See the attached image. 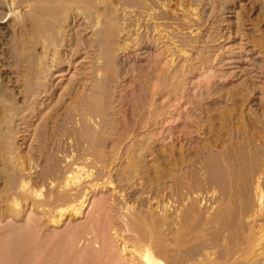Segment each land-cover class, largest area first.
Masks as SVG:
<instances>
[{"label": "rangeland", "instance_id": "obj_1", "mask_svg": "<svg viewBox=\"0 0 264 264\" xmlns=\"http://www.w3.org/2000/svg\"><path fill=\"white\" fill-rule=\"evenodd\" d=\"M96 2L124 28L112 76L91 36L76 35L79 19L50 51V93L18 147L30 200L51 202L20 218L30 263L140 264L139 234L161 264L264 262L252 256L264 236V0ZM12 29L1 34L9 50ZM85 44L86 57L67 51ZM0 53L9 86L3 72L17 66Z\"/></svg>", "mask_w": 264, "mask_h": 264}, {"label": "bare ground", "instance_id": "obj_2", "mask_svg": "<svg viewBox=\"0 0 264 264\" xmlns=\"http://www.w3.org/2000/svg\"><path fill=\"white\" fill-rule=\"evenodd\" d=\"M124 1H126V0H124ZM96 3H97L96 0H0V51L1 52H3V50L6 51V53L9 54V57H11L14 60L15 66H17L16 70H14V71L6 72V73L3 72L4 75L6 74L5 75L6 78H8L7 81L10 82L9 86H3L2 81H1L2 80L1 76H3V75L0 76V248H2V249H0V262H2V263H5V264H31L30 263L31 260L29 261V251L27 250V248H29V247H27L28 243H27V240L25 239V236H24V234L26 235V233H27L26 231L29 230V228L27 229L28 222L27 221L25 222L23 220L21 221L20 218L23 217L24 214H26L28 210H35V209H37V211L39 210L44 215L48 210H50V206H51V202H50V200H48L47 197H46L47 199H43L37 203L30 200L31 195L29 193V188L27 187L29 185V183L27 185V182H26L27 178L24 181L23 177H22L24 172H21L20 170L19 171L16 170V167H17L16 162L19 159V156H18V149L19 148L18 147H19V145L22 144V142L26 141L28 136H29V133L31 131L30 130L31 125L33 126L31 121H33V118L37 114L36 110L39 109L40 105L42 104V98L48 96V93H50V86H48V80L50 79L49 77H51L53 75V72L56 71L55 64H54V57L55 56L51 57L52 53L50 51H52V48L67 44L66 43L67 40L70 39L69 36H71V38H74V37H72L75 30H76L74 28L81 26L79 24L78 20L82 19V21H84L85 23H82L83 25L77 30L78 32H75L76 35L81 36L82 33L84 32V35H83L84 37L87 36V34H89L88 36H91V40L89 41L91 43L89 44V42H88V46L92 47L93 49L95 48V49L94 50L90 49V50L96 51V47L98 46V48L100 49V51L102 52V54L104 55V58H105L104 63H103V61L101 62L104 64V66L103 65H101V66L105 67L107 69L106 74H108L107 75L108 78H110V76H112L111 74L113 73L112 67L114 64V59L117 58L116 57V55H117L116 49L117 48L115 47L116 46V44H115L116 40H114L115 39L114 36L119 35V33H121V35H125L124 28H121L119 30L116 23L114 22V20L110 16H105L103 18H100V14L97 13V11L95 9V8H97ZM148 7H147V9H148ZM149 10H150V8H149ZM9 26H11L13 28L12 31H13V33H15L14 39L11 42V44H12L11 50L12 51L7 48V45L3 41L2 35H1L3 32V29H5ZM98 28H100V29H98ZM125 31H126V28H125ZM87 39L88 38H86V40ZM120 40L122 41V38ZM114 44H115V46H114ZM86 45L87 44H85L84 47H80V46H83V45H80L79 46L80 48L77 47V48L67 49V51H69L70 54H74L78 57L82 54H84V57H86L88 52H90V50L87 49ZM118 49L122 51L123 47L120 46ZM64 51H66V50H64ZM124 51H126L125 47H124ZM101 52H100V54H101ZM0 54H2V53H0ZM94 58H99V57H97V56L95 57V55H94ZM99 59H101V58H99ZM57 60L59 61V59H57ZM93 64L95 66H97L94 62H93ZM3 66H4V64L1 63V57H0V67H3ZM98 66L100 67V65H98ZM96 68H98V67H96ZM158 70H160V68ZM91 72H93V71H91ZM94 72L96 73L95 70H94ZM104 76H105V74H104ZM103 85H104V82H103ZM107 85H108V83H107ZM106 89L108 91V87ZM102 90H104V89H102ZM107 94H108V92H107ZM109 95H111L110 92H109ZM34 120H36V119H34ZM20 141H21V144H20ZM28 169L31 170L30 168H28ZM25 173H27V172H25ZM27 175H29V174L27 173ZM13 176H15L14 178H15L16 183H17V185H15V186L10 184ZM24 177H26V176H24ZM29 177H30V175H29ZM12 181L13 182H11V183L14 184V180H12ZM69 187H71V186H69ZM61 190H63V189H61ZM72 191L74 192V189L71 190V192L68 191V192L63 193V194L59 193L62 196L61 199L67 200V197L71 196ZM75 191L77 192V190H75ZM81 191H79V192H81ZM85 191H82V192H84L83 194H85ZM31 194L33 195V193H31ZM51 196H52V194H51ZM80 197H82V198H80V199L76 198V200H79V202H80V204H78V205H81L84 202V197L83 196H80ZM69 198H68V200H69ZM64 205H66V204H64ZM57 207L62 208L63 206L60 207V205H58ZM69 207H70V205H69ZM59 208H58V210H59ZM71 208H73V207H71ZM63 211H64V209H63ZM78 211H81V209L79 210V208H78ZM72 212H76V211H72ZM31 213H34V212H31ZM76 213H78V212H76ZM8 220H10V222H8ZM29 227H30V225H29ZM73 228H75V227H73ZM91 229H92V227H91ZM24 231L26 233H24ZM100 231H102V229ZM76 232H78V231H76ZM131 232H134V231H131ZM135 232H138V231L135 230ZM260 232L262 233V231H260ZM139 235H138L137 239H136V235H134L137 243H136V245H133V246L136 247L138 245V247L142 248L140 250V252H138L140 257H137V260H139V262L140 261L142 262L140 264H161L160 260L156 257V255L152 251V249H153V248H151L152 245L150 246L149 241L145 240L147 237L144 239L143 237H141V235L140 236ZM134 236H132V237H134ZM139 237H141L143 239H141ZM261 237H262L261 238L262 240L259 238V240L257 241L258 243H256V245L254 244L255 245V248H254L255 250H253L254 253L252 251V253H253L252 256L254 257L255 260H259L260 258L262 259V257H263L262 256L263 254H261V253H263L262 251H264V249L261 250L262 249L261 246H263V245H261V241L264 240L263 239L264 236H261ZM77 238H78V236H77ZM54 239H55V237L53 238V240ZM98 239H100V238H98ZM84 240H86L85 237H84ZM252 240H253V238H252ZM80 242H81V240H80ZM70 246L73 247L72 245H70ZM51 251H52L51 253H53V250H51ZM131 251H133V250H131ZM135 251H138L137 247H136ZM242 252H244V251H242ZM138 253L135 252V255L137 254L136 256H138ZM238 253H239V251H238ZM30 254H32V253L30 252ZM62 254H65V253H62ZM76 255L79 256L78 254H76ZM51 256H52V254H51ZM133 256H132V261L129 260L131 262L128 261V263H126L124 261L125 264L135 263L136 261L133 262L134 261ZM129 258H131V256ZM138 258H140V259H138ZM73 260H75V262H76L75 258ZM244 261H242V262H244ZM59 262H60V260H59ZM177 262H178V260H177ZM184 262L185 261H183L181 264H189V261H188V263L187 262L184 263ZM245 262H247V261H245ZM262 262H260L259 264L264 263V262L263 263ZM53 263H54V261H53ZM72 263H74V261ZM80 263L83 264V262H80ZM256 263H257V261L255 262V264ZM89 264H90V262H89ZM239 264H241V262Z\"/></svg>", "mask_w": 264, "mask_h": 264}]
</instances>
